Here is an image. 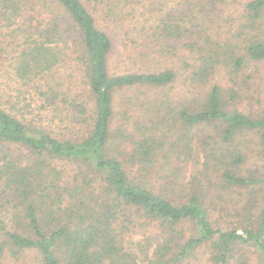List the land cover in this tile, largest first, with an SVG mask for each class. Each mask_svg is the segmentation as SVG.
<instances>
[{
	"label": "trees",
	"instance_id": "trees-1",
	"mask_svg": "<svg viewBox=\"0 0 264 264\" xmlns=\"http://www.w3.org/2000/svg\"><path fill=\"white\" fill-rule=\"evenodd\" d=\"M140 9L0 0V264H264V0Z\"/></svg>",
	"mask_w": 264,
	"mask_h": 264
},
{
	"label": "rangeland",
	"instance_id": "rangeland-1",
	"mask_svg": "<svg viewBox=\"0 0 264 264\" xmlns=\"http://www.w3.org/2000/svg\"><path fill=\"white\" fill-rule=\"evenodd\" d=\"M179 1H181V0H134V2L135 3H138V5H140V7H141V9L139 10V12H142L143 11V12H147L148 14H150L151 12H152V14H154V12H156L158 10V8H160V7H162L163 9H166L167 10L169 7L175 6L176 3H178ZM67 71L68 70H61L60 74H62L63 72H67ZM77 76H79V75H76V77ZM260 80L261 81L259 82V84L257 86L260 88V89L258 88V90L260 91L261 98H263V95H264V79L261 78ZM179 81H178V83H179ZM179 87L180 86L178 84L177 88H179ZM176 92H177L176 94H178L179 97L182 96L181 92H179L178 89L176 90ZM180 99H182V98H180ZM120 100H121V98H119V96H116L115 97V108L119 107L118 104L120 103ZM255 109H256V107H255ZM187 175H188V172L185 174V177H187ZM234 195H236V194H234V193L231 194V196H234ZM134 238L135 239H138L139 236H135ZM257 260L258 259H256L255 257L252 258V260H251L252 264H257V262H258ZM13 262H14L13 260L7 259L3 263L4 264H36V262L34 261V259H33L32 256H28L27 258H24L23 260H19L16 263L15 262L13 263Z\"/></svg>",
	"mask_w": 264,
	"mask_h": 264
}]
</instances>
